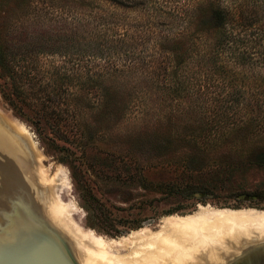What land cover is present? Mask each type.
Instances as JSON below:
<instances>
[{
    "label": "rangeland",
    "instance_id": "374dc122",
    "mask_svg": "<svg viewBox=\"0 0 264 264\" xmlns=\"http://www.w3.org/2000/svg\"><path fill=\"white\" fill-rule=\"evenodd\" d=\"M200 1L136 0L125 8L120 0H0L1 20L13 36L27 32L24 38L49 46L32 57L35 85L24 90L44 112L61 104V117L38 125L39 136L1 96L0 112L28 129L54 195L79 209L75 218L83 227L111 243L160 234L171 220L206 211H264V15L256 39L234 22L240 54L218 57L209 67L189 58L173 73L172 55L153 46V37L163 43L180 34L165 10L187 18ZM61 45L59 53L51 51ZM220 112L223 119L215 116ZM247 117L254 128L248 137L237 132ZM0 126L6 127L1 114ZM207 129L213 132L199 135ZM263 239L255 232L240 241L226 238L219 261L202 263L225 264L240 245Z\"/></svg>",
    "mask_w": 264,
    "mask_h": 264
},
{
    "label": "bare ground",
    "instance_id": "6f19581e",
    "mask_svg": "<svg viewBox=\"0 0 264 264\" xmlns=\"http://www.w3.org/2000/svg\"><path fill=\"white\" fill-rule=\"evenodd\" d=\"M0 114L6 122V127L0 126V188L17 192L66 241L78 264H86L85 260H89L88 264L217 262L219 246L226 238L240 241L252 232L264 234V211L211 210L171 220L167 230L160 234L140 233L137 239L111 243L83 227L75 218L79 209L54 195L52 178L43 180L47 170L40 164V152L37 144L29 140L32 137L28 129L12 117ZM66 182L62 177L64 189ZM46 186L48 193L44 192Z\"/></svg>",
    "mask_w": 264,
    "mask_h": 264
},
{
    "label": "trees",
    "instance_id": "16d2710c",
    "mask_svg": "<svg viewBox=\"0 0 264 264\" xmlns=\"http://www.w3.org/2000/svg\"><path fill=\"white\" fill-rule=\"evenodd\" d=\"M133 1L136 0H120L119 3H116L119 6L129 8L136 6L135 2ZM262 2L263 4L261 6L260 3ZM159 7L161 9L163 8L162 5H159ZM159 7L158 12L160 11ZM190 11V14L187 15L186 18V16L183 15L184 13L179 14L178 11L171 9L165 10L166 16L168 14H172L174 16L175 23L172 26L180 27L181 29H179L178 32L180 34L178 37L165 38L163 43L159 42V40L153 37V46L160 45V55H172V67L173 70H175L173 73H176L179 69L181 70L184 62L190 60L189 58H196L198 61H200L202 67H209L215 64V61L218 59V57L222 56L221 59H224V56L227 55H230V57L239 55L240 52L237 51L240 41H236L233 38L232 26L234 25V22H237L236 26H238L239 31L247 32L246 36L249 39H256L255 32L258 31L256 29V25L259 24V19L264 15V0H201L198 4L196 3L194 8ZM176 13H178L177 16H175ZM193 13L195 16H193ZM236 17H239V21L236 19ZM1 18L3 17H0V96L17 116L34 126L36 133L41 136V128L38 125H41L42 123H48L49 121L47 119H49V117L51 118L55 115H60L59 117H61V113L59 111L61 104L54 106L55 109H51L49 112H44L43 110L35 107V102L29 100V98L26 97L27 94L24 88H32L35 85L33 80H35L34 71H36V68L32 67V57H36L40 53H45V51L49 50V46L46 45V50H43L44 47L42 45L38 46L32 42V38L30 40H28V37L24 38L27 32H25V34H23V32L20 33V36L23 37L22 39H18V36H13L11 34L12 30L8 26V22L3 19L1 20ZM153 18L156 19L157 22L160 20L154 16ZM28 19L26 20V23H29L32 18L30 17ZM156 25L158 26V24ZM192 26H195L196 32L195 34L191 35L190 27ZM185 31L187 32L184 33ZM209 32L214 33L213 38L208 36ZM262 32L263 33H261L259 39L262 38L264 30ZM28 35L30 34H27V36ZM203 35L207 36H205L203 39ZM248 38H246L247 41ZM169 39L170 41H168ZM196 41H198V43ZM54 47V50L52 49L51 51H57L56 53H59V51H61L63 48L62 45ZM95 47L97 49V44H95ZM240 56H242V54ZM58 88V90H61L62 86L60 85ZM180 89L182 88H179V90ZM52 101L56 102V100ZM261 106L262 105L260 104V107ZM250 109L251 107L248 103L247 110ZM215 116L219 119H223L221 112L219 115L215 114ZM219 119L215 120V123L220 122ZM252 122V118L247 117L244 120L241 118L238 127L242 126L243 128L237 132L243 133L246 137L252 135L254 132ZM255 130L261 132L263 131L260 129ZM211 132H213V130L207 129V131L202 132L199 135L202 136L206 133L209 135ZM224 133L225 132L222 134L224 135ZM227 135L232 136V138L239 137L237 134H235V131H230L227 133ZM237 168L239 167H231L230 171L232 172ZM191 170V167L188 166L185 168V170L183 169L182 172L184 171L183 173L189 174ZM214 177L215 174L213 172L212 177H210L211 180H213ZM199 182L201 189H204V181L202 182L199 180ZM207 183L210 185L209 182ZM174 189L175 188L173 187L171 188V190ZM255 195L259 198L257 194ZM92 201L96 200L92 198ZM86 211L89 213L87 208ZM172 213L174 212H168L167 214Z\"/></svg>",
    "mask_w": 264,
    "mask_h": 264
},
{
    "label": "water",
    "instance_id": "95a60500",
    "mask_svg": "<svg viewBox=\"0 0 264 264\" xmlns=\"http://www.w3.org/2000/svg\"><path fill=\"white\" fill-rule=\"evenodd\" d=\"M16 193L0 188V264H78L66 241ZM240 247L225 264H264V240Z\"/></svg>",
    "mask_w": 264,
    "mask_h": 264
}]
</instances>
